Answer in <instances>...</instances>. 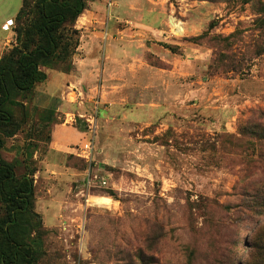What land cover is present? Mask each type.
I'll return each mask as SVG.
<instances>
[{"label": "rangeland", "instance_id": "1", "mask_svg": "<svg viewBox=\"0 0 264 264\" xmlns=\"http://www.w3.org/2000/svg\"><path fill=\"white\" fill-rule=\"evenodd\" d=\"M155 1L166 8L163 33L137 19L120 23L141 32L129 39L138 64L174 68L169 103L153 101L166 86H153L161 76L147 71L125 88L129 100L120 106L72 109L76 120L67 125L89 132L85 119L97 120L90 157L77 150L49 164L42 159L50 132L66 119L59 100L37 102L38 84L27 115L11 107L20 131L1 132L2 155L19 162V175L37 169L35 218L45 230L39 264H264V0ZM21 5L0 0V44L13 32L3 24ZM154 102L162 106L151 108ZM75 134L78 143L84 135ZM33 144L36 160L28 155ZM87 170L107 185L88 184Z\"/></svg>", "mask_w": 264, "mask_h": 264}, {"label": "trees", "instance_id": "2", "mask_svg": "<svg viewBox=\"0 0 264 264\" xmlns=\"http://www.w3.org/2000/svg\"><path fill=\"white\" fill-rule=\"evenodd\" d=\"M86 8L87 0H22L13 20L15 43L0 58V264H39L45 234L41 221L35 218L39 216L33 179L37 169L18 174L19 162L8 161L2 155V133L5 138L18 134L16 110L11 107L21 112L25 109L27 115L33 91L48 79V69L65 74L73 71L80 37L75 25ZM55 115L53 110L51 117ZM52 123L56 124V120ZM51 134L52 131L49 143ZM31 149L28 155L32 158L38 146L33 144ZM188 251L190 255L194 253L192 249Z\"/></svg>", "mask_w": 264, "mask_h": 264}, {"label": "crops", "instance_id": "3", "mask_svg": "<svg viewBox=\"0 0 264 264\" xmlns=\"http://www.w3.org/2000/svg\"><path fill=\"white\" fill-rule=\"evenodd\" d=\"M158 4L155 0H87V8L77 21V28L81 31L82 37L78 52L73 59L74 69L70 74L47 71L48 79L40 84L41 87L35 89L41 91L37 102H39L38 99L45 101L58 99L61 107L57 109V112L62 111L65 115L75 114L72 109H78L77 113H81V109L90 105L97 106V104H110L105 109L111 110L115 105L118 107L121 103L129 100L124 95L125 93L122 95L125 88L134 85L139 78H146L147 71H149L148 73L153 71V74L161 76L160 80H153V86H166V93L161 92L162 97H154L153 101L157 99L156 101L164 100L165 103H169L168 100L172 99L173 94L169 93L168 87L173 83L174 68L173 70L159 71L157 69L158 71H154V68H147L142 61L138 64L137 61L141 60V56L136 49H132L134 40L129 39H134L136 37L134 34L141 32L134 31L135 33H133L132 29L122 28L120 23L127 18L137 19L141 26L153 31V34L163 33L167 24V12L164 5L159 7ZM170 18L168 16V23ZM11 20L14 19L9 18L3 24L4 30ZM182 25L184 27L183 23ZM127 34L128 37H126ZM104 37H106L105 48L101 46ZM14 43L15 37L12 32V35L0 44V58L4 50L12 47ZM162 57L169 60L168 50ZM98 78L102 79V83L99 84L101 95H99L100 91L97 86ZM72 95L75 97L72 98ZM164 95L165 97H163ZM155 102L150 104L151 108L158 109L162 106ZM112 105L114 106L111 107ZM138 105L141 107L142 104ZM73 125L66 123L55 125L51 134V143L43 156L45 159H42L43 163L49 164L54 158H63L64 160L69 154L77 155V150L82 149L87 140H90L89 132L82 128L77 129ZM76 132L79 135H84L78 143L73 142V140L77 142L79 138L76 134L74 135ZM85 135H87V139ZM73 145L79 146V148ZM22 153L24 154L23 150ZM32 158L35 159L36 155ZM26 159H28V155Z\"/></svg>", "mask_w": 264, "mask_h": 264}, {"label": "built area", "instance_id": "4", "mask_svg": "<svg viewBox=\"0 0 264 264\" xmlns=\"http://www.w3.org/2000/svg\"><path fill=\"white\" fill-rule=\"evenodd\" d=\"M14 22L11 20L7 23V25L5 26L6 30H9L11 27H13ZM80 117H85L84 115H79ZM76 120V115L75 114H67L66 115V119L65 122L66 124H68L69 122H75ZM87 122V131H89V135H90V140H89V144L86 146V149H80L82 150L80 155L84 154L83 156L85 157H90V152H92V142L91 139H93V134L96 133L97 130V120L94 116H91L89 118L85 119ZM86 154V155H85ZM88 174V184H91L92 182H100L99 184H101V186H106L107 185V180L106 178H100L98 176H95L93 174H91L90 170Z\"/></svg>", "mask_w": 264, "mask_h": 264}, {"label": "water", "instance_id": "5", "mask_svg": "<svg viewBox=\"0 0 264 264\" xmlns=\"http://www.w3.org/2000/svg\"><path fill=\"white\" fill-rule=\"evenodd\" d=\"M23 113H24V110H23Z\"/></svg>", "mask_w": 264, "mask_h": 264}]
</instances>
